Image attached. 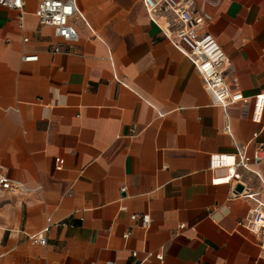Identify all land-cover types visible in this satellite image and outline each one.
<instances>
[{"label": "crops", "instance_id": "1", "mask_svg": "<svg viewBox=\"0 0 264 264\" xmlns=\"http://www.w3.org/2000/svg\"><path fill=\"white\" fill-rule=\"evenodd\" d=\"M38 3L25 0L22 29L0 8V165L26 190L0 194V264H264L245 227L250 210L264 213V160L251 167L260 178L238 169L213 185L227 174L221 156L264 149V114L251 119L264 96V0L206 7L203 32L246 101L227 108L142 0H75L79 40L59 54ZM48 226L47 245L32 246Z\"/></svg>", "mask_w": 264, "mask_h": 264}, {"label": "built area", "instance_id": "2", "mask_svg": "<svg viewBox=\"0 0 264 264\" xmlns=\"http://www.w3.org/2000/svg\"><path fill=\"white\" fill-rule=\"evenodd\" d=\"M35 16L39 27L50 28L53 35L60 43L54 48L53 53H61L62 45H76L79 35L72 25V20L79 15L76 9L75 0H38ZM221 0H142L149 18L158 27L161 35L171 45L181 49L189 62L194 66L196 72L201 77L205 91L212 97L214 105L227 108L237 103H246L245 99L237 89L236 80L228 83L225 78L229 60L218 44L216 39L203 32V28L210 21V16L206 13V7H217ZM24 7L25 0H0V8L19 12V26L24 28ZM80 16V15H79ZM28 42L24 39V43ZM24 63L37 62L38 56L23 57ZM264 114V96H257L252 111V122L260 125ZM228 132V126L225 127ZM258 137V133L253 134V139ZM264 160L263 147H256L251 158H247L243 153L237 151L235 155L221 156L218 159L217 167L226 170V176L215 178L213 185H228L233 180H239L240 175L236 174L238 169L249 172L260 178V174L251 167L259 166ZM21 183L11 180L6 169L0 165V194L1 193H23ZM125 193V189H121ZM253 199V195L247 196ZM141 219L146 226L149 224V217H138L133 215L131 221ZM48 223L50 221L48 220ZM65 226V224H61ZM246 229L254 236L258 248L264 257V213L258 209L248 212ZM184 227L181 226L180 229ZM49 226L41 233L28 237V242L32 246L44 247L47 245L46 234ZM126 238V236H125ZM137 257L136 253L132 254ZM161 261L162 255L158 256ZM106 264H114L112 262Z\"/></svg>", "mask_w": 264, "mask_h": 264}, {"label": "water", "instance_id": "3", "mask_svg": "<svg viewBox=\"0 0 264 264\" xmlns=\"http://www.w3.org/2000/svg\"><path fill=\"white\" fill-rule=\"evenodd\" d=\"M239 190H241V188Z\"/></svg>", "mask_w": 264, "mask_h": 264}]
</instances>
